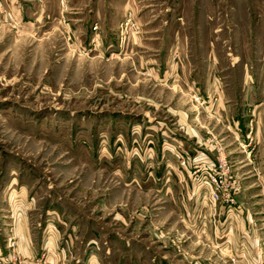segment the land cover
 <instances>
[{
  "label": "rangeland",
  "instance_id": "obj_1",
  "mask_svg": "<svg viewBox=\"0 0 264 264\" xmlns=\"http://www.w3.org/2000/svg\"><path fill=\"white\" fill-rule=\"evenodd\" d=\"M198 160L226 161L234 206ZM232 250L264 264V0H0V264Z\"/></svg>",
  "mask_w": 264,
  "mask_h": 264
},
{
  "label": "built area",
  "instance_id": "obj_2",
  "mask_svg": "<svg viewBox=\"0 0 264 264\" xmlns=\"http://www.w3.org/2000/svg\"><path fill=\"white\" fill-rule=\"evenodd\" d=\"M199 161L194 166V179L198 184V188L206 189L205 198H209L213 206L218 203H223L229 207L234 206L236 200L232 196L234 192L231 189L234 187L235 182L229 180L230 168L226 161L210 162L202 160L198 163ZM244 249L245 247L242 246V250ZM233 255L232 250L230 258L236 263V258Z\"/></svg>",
  "mask_w": 264,
  "mask_h": 264
},
{
  "label": "crops",
  "instance_id": "obj_3",
  "mask_svg": "<svg viewBox=\"0 0 264 264\" xmlns=\"http://www.w3.org/2000/svg\"><path fill=\"white\" fill-rule=\"evenodd\" d=\"M167 141V140H166ZM198 148H200L199 146H198ZM190 149V150H189ZM196 152V153H198L199 152V150H196L195 149V147H193V148H191L189 145H188V154H190V153H192L193 154V152ZM183 153H184V151H182ZM191 155V154H190ZM193 158H194V156H193ZM203 206V205H202ZM204 207V206H203ZM220 229L221 228H219V229H217V230H215V232L213 233V238H214V235H215V242H212L213 243V247L215 248V250H217V249H219V246L221 247V243H217V241H218V239H223L222 238V236H224V232H220ZM246 232V231H245ZM244 234V235H243ZM247 233H244V232H240V235H239V237H238V240H239V238L241 237V236H243V238H245L246 240H247V243L245 244V243H242L244 246H245V248L249 251V252H247L248 254L254 249V251H261V253H262V249L259 247L258 248V245L256 246L255 244H253L251 241H250V235L248 234V235H246ZM229 235H230V240H231V244H230V246L233 248V250L236 252V254H237V256H239V253H244L245 251H246V249L245 250H242V247H241V244L240 245H238V243L236 242V238H233V235H234V232L231 234V233H229L228 234V236L227 237H229ZM248 237V238H247ZM249 242V243H248ZM222 245H225V242L223 241V243H222ZM226 247H227V244H226ZM246 253V254H247ZM241 256H243V255H240V257ZM246 258H248V257H246ZM239 261V260H238ZM237 261V262H238ZM241 262L242 263H240V264H244L245 262H246V259H244V258H242L241 259ZM236 264H239V263H236ZM261 264H263V260H262V263Z\"/></svg>",
  "mask_w": 264,
  "mask_h": 264
}]
</instances>
